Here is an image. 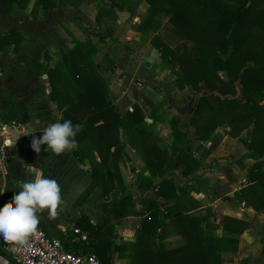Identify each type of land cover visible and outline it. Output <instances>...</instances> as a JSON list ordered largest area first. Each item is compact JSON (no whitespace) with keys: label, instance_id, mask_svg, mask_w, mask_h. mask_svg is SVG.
Returning a JSON list of instances; mask_svg holds the SVG:
<instances>
[{"label":"trees","instance_id":"1","mask_svg":"<svg viewBox=\"0 0 264 264\" xmlns=\"http://www.w3.org/2000/svg\"><path fill=\"white\" fill-rule=\"evenodd\" d=\"M67 1L73 4L78 0ZM107 1L111 7L122 9L130 7L131 0ZM145 1L146 14L138 24V31L143 37L155 33L150 42L160 52L162 64L173 74L179 89L186 86L197 88L199 82L211 87L215 82L222 81L219 71L226 72L229 78V82L223 81L222 91H233L230 83L236 79L242 86L241 98L203 94L198 98L190 119L169 118L172 136L168 144L180 149L188 136L185 129L189 126L194 127V133L201 139L208 138L217 126L229 127L227 133L239 137L248 150L238 161L243 164L244 158L253 159L247 169V184L236 190L234 196L245 206L264 213V47L253 44L258 31L254 32V36L251 33L254 30H248L251 27L261 29L264 25V0ZM56 2L5 0L2 12L7 13L15 3L36 19L46 15ZM159 13L167 14L166 23H160L157 18ZM159 28L171 39L184 37L192 41L185 42L189 44L191 54L190 51L183 52L178 46L170 49L159 35ZM21 39L18 31L0 33V50L5 51L12 45L13 51H17ZM96 52L97 48L91 41L74 39L70 48L57 52L52 66L44 68L49 83L48 99L52 105L48 117L57 121L68 119L73 124L82 125L75 136L76 147L71 151L79 161L88 159L91 182L78 200L84 201L95 188H99L104 199L113 191H120L109 207V214L101 220L92 221L85 213L80 215L75 227L86 233L84 240L77 239L74 232L56 235L61 239L63 248L76 253L80 249L93 252L99 264H111L112 251L120 252L122 247L114 239L115 222L110 220V216L114 220L124 216L134 198L125 185L122 189L116 186L117 170H113L111 167L115 164L109 166L108 161L117 160L124 144L122 137H126L127 142L142 156L148 173H140L136 177V187L141 186L148 193L141 198L142 206L136 212L145 215L141 218V227L134 242L139 256L136 255L132 264H222L219 252L237 249L236 235L246 229L247 222L224 217V230L231 227L230 232L236 235L216 236L212 231V221L208 220V216L213 217L212 211L203 217L181 212L176 187L166 178L165 163L169 158L166 143L154 135V122L146 121L138 104L134 103L125 116L116 114L108 95L107 79L93 59ZM223 54L228 55L223 58ZM10 119L17 120V117L14 113L7 117L0 115L1 123ZM246 128L249 131L252 128L255 141L240 136ZM27 151L22 144L18 146L17 153ZM94 152L99 160L95 159ZM192 160L185 147L178 159V163L185 166V173L189 171ZM35 165L45 173L44 165ZM152 194L177 200L173 206L165 207L161 215L160 206ZM168 220H174L178 226L181 242L177 245L166 246L162 241L163 228ZM69 242L73 243V249L69 248ZM240 264H249L248 258H243Z\"/></svg>","mask_w":264,"mask_h":264},{"label":"crops","instance_id":"2","mask_svg":"<svg viewBox=\"0 0 264 264\" xmlns=\"http://www.w3.org/2000/svg\"><path fill=\"white\" fill-rule=\"evenodd\" d=\"M4 1L0 0V33L18 31L22 39L17 51H13L12 45L5 51L0 50V115L7 117L14 113L17 121L24 124L23 132L13 134L12 140H18V146L22 144L28 151L19 154L13 149L10 161L4 168L0 167V187H6L0 194L1 205L4 206L17 193L20 182L30 178L24 165H34L41 169L36 163L45 166V175L56 179L61 190V201L55 214L47 210L38 214L48 234L71 233L82 213L92 221L101 220L109 214V207L119 196L120 191H113L104 199L99 188H95L81 202L78 198L91 182L88 159L79 161L72 151L53 155L45 151V145H41L39 153L30 147L33 136L38 138L47 124L57 121L48 117L52 105L48 99L49 83L45 66H52L56 62L57 52L70 48L74 39L89 40L97 48L93 59L107 79L108 95L116 114L125 116L132 110L134 103L138 104L146 121L154 122V135L166 143L169 154L165 163L166 178L176 187L179 197L176 200L182 207L181 212L203 217L212 211L213 217L208 216V220L212 221V231L216 236L236 235L230 232L231 227L224 230V217L247 222L246 229L236 235L237 249L219 252L222 264H240L243 258H248L249 264H264V232L256 225L264 223V213L252 206H245L234 196L236 190L247 184V169L253 162L249 158L251 163L247 166L244 160L243 164L238 161L248 152L245 144L239 137L229 135L228 128L219 126L206 139L196 136L194 127L189 126L185 129L188 136L180 149L168 144L172 136L169 118L177 116L182 120L190 119L198 98L203 95L199 92L210 87L199 82L197 88L186 86L179 89L174 76L172 82L168 80L165 72L170 73V70L162 64L160 52L153 47L148 36L143 37L138 31V24L146 14V1L131 0L130 7L118 9L111 7L107 0H78L73 4L67 0H57L54 8L36 19L15 3L7 13H3ZM97 14L99 17H96ZM167 85L171 89L170 93L162 96L166 90H161L158 95L156 89ZM210 90L213 88L205 93L217 94ZM192 91L199 94L193 97ZM169 98L173 102L171 112ZM31 127L34 131L24 135ZM122 141L124 144L120 156L115 162L109 159L108 164H115L111 168L117 170L116 186L122 189L125 185L134 201L118 220L110 216V220L115 222L114 239L122 247L120 252L112 251L111 264H132L136 260L138 249L134 242L141 227V218L145 214L137 213L134 216L129 212L139 211L141 198L148 193L141 186L137 188L135 185L140 173L148 174L144 160L138 150L127 142L126 137H122ZM185 147L193 157L187 173L184 172L185 166L178 163ZM94 154L95 159L99 160L97 153ZM228 160L232 163H228ZM130 166L135 167H131L132 172L129 171ZM119 167L124 169L121 168L119 172ZM152 196L160 206L161 215L165 207L173 206L176 202L173 198L166 199L155 194ZM134 217L138 219L136 223L131 222ZM125 218H128L127 222ZM227 225L230 226V223ZM162 241L166 246L181 242L174 220H168L163 228ZM171 241L174 242L169 245ZM67 244L73 249V243Z\"/></svg>","mask_w":264,"mask_h":264},{"label":"clouds","instance_id":"3","mask_svg":"<svg viewBox=\"0 0 264 264\" xmlns=\"http://www.w3.org/2000/svg\"><path fill=\"white\" fill-rule=\"evenodd\" d=\"M81 128V124H73L68 119L54 121L43 128L38 138L32 137L30 147L39 153L41 145H45V151L53 155L71 151L76 147L75 136ZM33 131L31 127V130L24 135ZM24 168L30 178L20 182L19 191L9 202L0 207V240L18 246L25 245L28 237L36 230L40 221L38 214L44 210L55 214L61 201V190L56 179L46 176L42 169L34 165H24ZM5 188L0 187V194Z\"/></svg>","mask_w":264,"mask_h":264},{"label":"built area","instance_id":"4","mask_svg":"<svg viewBox=\"0 0 264 264\" xmlns=\"http://www.w3.org/2000/svg\"><path fill=\"white\" fill-rule=\"evenodd\" d=\"M23 130L24 124L15 119L0 122L1 168L10 161L13 149L18 148V140H12L13 134H20ZM0 207H3L1 203ZM72 232L80 241L86 238V233L78 227L74 226ZM0 264H99V260L93 252L80 249L76 253L64 249L58 236L48 234L37 226L23 246L0 240Z\"/></svg>","mask_w":264,"mask_h":264},{"label":"rangeland","instance_id":"5","mask_svg":"<svg viewBox=\"0 0 264 264\" xmlns=\"http://www.w3.org/2000/svg\"><path fill=\"white\" fill-rule=\"evenodd\" d=\"M143 13L145 14V10L143 11ZM157 17L160 19V23L161 24H164V23H166V21H167V14H164V13H159L158 15H157ZM261 29H259V28H253V27H251V28H249L248 30H250V31H253V32H251L254 36H255V34H254V32H256V31H258L257 33H256V35H257V37H256V39H255V41H253V44L254 45H259V46H261V47H264V25H262L261 27H260ZM159 30V35L166 41V44L168 45V47L170 48V49H174L175 47H181V49H182V51L183 52H189L190 51V49H189V47H188V45L189 44H186L185 42H187V43H190V42H192V41H190V40H188L187 41V39L186 38H184V37H179V38H175L174 37V39H171L168 35H166L165 34V32H164V30H162V28H159L158 29ZM152 33H154V32H151V34H149L148 35V37L150 38V37H152ZM148 42V39H146L145 40V43H147ZM193 42H195V41H193ZM184 46V47H183ZM153 47H155V46H153ZM155 49H156V47H155ZM190 54H191V51H190ZM228 54H223V58L224 57H226ZM165 74L168 76V80H170V82H172V80H173V74L172 73H166L165 72ZM218 74H220V76H221V79H222V81H218V82H215L214 84H213V86H211L210 88H213V90H210V91H213V92H215V93H217V94H219L221 97H231V96H234V97H236V98H241L242 97V86H241V84L239 83V81L236 79V80H234V81H232L231 83H230V86H232L233 88H234V90L233 91H231L230 93H227V92H224V91H222L220 88H221V86H222V84H223V81H225V82H229V78H228V76H227V73L226 72H224V71H219L218 72ZM209 88V89H210ZM209 89H203L202 91H200L199 93H203V94H207L208 92H209ZM161 90H166V92L163 94H161L162 96H165L167 93H170V91H171V89H169V86L167 85L165 88H161V89H159V90H157L156 89V92H160ZM208 91V92H207ZM205 92H207V93H205ZM196 93L197 94H199L198 92H196V91H192L191 92V96H193V97H196ZM158 95H160V93L158 94ZM147 97V96H146ZM156 98L158 97L157 96V94H156V96H155ZM158 99V98H157ZM263 103H264V101H263ZM168 106H169V108H170V111L169 112H171V108H172V106H173V102H171V99L169 98V100H168ZM164 109H165V107H164ZM187 110L189 111L190 110V108H187ZM187 114V113H186ZM253 123V121L251 122V126L253 125L252 124ZM219 127H226V128H229V127H227L226 125L224 126V125H221V126H219ZM240 135H243V137H245V138H248L249 139V141H255V139H254V133H253V130H252V128H251V130L249 131L247 128L246 129H244V130H242L241 131V133H240ZM237 140V139H236ZM229 155V154H228ZM244 160V162H246V164H247V166L251 163V161H252V159H250L249 160V158H244L243 159ZM228 163H232L231 161H227ZM242 163H243V161H242ZM131 167L132 166H130L129 167V171H131ZM122 169H124L123 167H121ZM121 168L119 167V172H121ZM133 169H135V167H132ZM132 172V171H131ZM19 191V188L18 189H16V192H18ZM115 195V194H114ZM116 198V197H115ZM57 209V208H56ZM130 213V215H132V213H133V215L135 216V214H137L136 212L134 213L132 210L129 212ZM128 218H125V220H126V222L128 221L127 220ZM137 218L136 217H134V220L132 219L131 220V222H134V223H136L137 222ZM132 226H133V223L131 224ZM258 227H260L261 229H262V231L264 232V223H257L256 224ZM216 232H219L218 231V229H216ZM251 234H252V232H251ZM261 234V233H260ZM262 235V234H261ZM252 236V235H251ZM261 239H263V238H261ZM173 242L174 241H171V242H169V245H172L173 244Z\"/></svg>","mask_w":264,"mask_h":264},{"label":"water","instance_id":"6","mask_svg":"<svg viewBox=\"0 0 264 264\" xmlns=\"http://www.w3.org/2000/svg\"><path fill=\"white\" fill-rule=\"evenodd\" d=\"M37 226L40 227L41 229H44V223L41 220L38 222Z\"/></svg>","mask_w":264,"mask_h":264}]
</instances>
